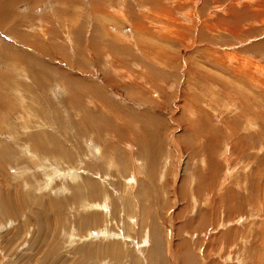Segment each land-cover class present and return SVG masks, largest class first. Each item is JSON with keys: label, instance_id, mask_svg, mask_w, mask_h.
<instances>
[{"label": "rangeland", "instance_id": "rangeland-1", "mask_svg": "<svg viewBox=\"0 0 264 264\" xmlns=\"http://www.w3.org/2000/svg\"><path fill=\"white\" fill-rule=\"evenodd\" d=\"M17 2L0 264H264V0Z\"/></svg>", "mask_w": 264, "mask_h": 264}, {"label": "crops", "instance_id": "crops-1", "mask_svg": "<svg viewBox=\"0 0 264 264\" xmlns=\"http://www.w3.org/2000/svg\"><path fill=\"white\" fill-rule=\"evenodd\" d=\"M0 1H2V0H0ZM31 1L32 0H30V2ZM30 2H28L29 3L28 4L29 6L26 7V8H29L31 10V8H30L31 7V3ZM17 3H20V2H17L16 0H3L2 2H0V11L1 10H2V12H3V10L6 11L5 13H3L2 16H0V17H3V19H1L0 22L3 24V27L5 28V30H7L11 34H14L15 36L20 35L19 31L21 29H23V28H25L27 30H29L30 28H32L33 31H35V32L31 36H27V39H29L27 41L36 42L39 45V41H38V38H39V29L36 26H34V25H32L30 23L32 21L34 23V21H35V18L31 16L32 14L31 13L30 14L28 13L31 16V18L28 19V20L23 19L22 16L21 17L12 16L13 14H12V11L11 10H12L13 6H15ZM8 12L11 13L12 15L9 14V16H8ZM36 17H38V15ZM21 35H24V34H21ZM2 49H0V52L2 51ZM13 49L18 51V54H17L18 57L15 58V59H17V60L20 61L18 63L21 64V61H24L25 59L28 60V57L30 58V55L31 54H29L28 52H25L22 49L17 48V47H13ZM10 64L13 65L12 62H10ZM28 65H29V61H27V65L26 66H28ZM28 68H30V67L28 66ZM32 68H34V67L32 66Z\"/></svg>", "mask_w": 264, "mask_h": 264}, {"label": "bare ground", "instance_id": "bare-ground-1", "mask_svg": "<svg viewBox=\"0 0 264 264\" xmlns=\"http://www.w3.org/2000/svg\"><path fill=\"white\" fill-rule=\"evenodd\" d=\"M16 1H18V0H16ZM2 11H0V13H1ZM4 12V11H3ZM5 13V12H4ZM149 143V142H148ZM107 235V234H106Z\"/></svg>", "mask_w": 264, "mask_h": 264}]
</instances>
